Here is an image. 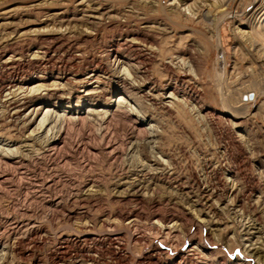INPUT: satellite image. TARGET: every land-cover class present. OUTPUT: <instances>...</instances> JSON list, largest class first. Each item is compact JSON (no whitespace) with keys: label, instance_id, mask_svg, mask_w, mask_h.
Segmentation results:
<instances>
[{"label":"rangeland","instance_id":"1","mask_svg":"<svg viewBox=\"0 0 264 264\" xmlns=\"http://www.w3.org/2000/svg\"><path fill=\"white\" fill-rule=\"evenodd\" d=\"M251 2L0 0V148L16 151L0 159V264H264ZM92 71L103 93L88 96ZM14 81L41 109L31 125L12 114ZM48 109L66 118L41 128Z\"/></svg>","mask_w":264,"mask_h":264},{"label":"bare ground","instance_id":"2","mask_svg":"<svg viewBox=\"0 0 264 264\" xmlns=\"http://www.w3.org/2000/svg\"><path fill=\"white\" fill-rule=\"evenodd\" d=\"M264 3V0H253V2H251L250 5H247L244 9H243V17L244 19H246V21H249L252 19V17L259 13L261 11V9H258V10H252V8L256 5H260V4H263ZM219 5V4H218ZM221 19V18H220ZM251 24V23H250ZM252 25V24H251ZM258 25V24H257ZM256 27V26H255ZM255 27H254V30H255ZM249 35V34H248ZM245 36V35H244ZM251 36V37H250ZM259 36H261V39H258ZM249 38H253L252 40H260L263 42L264 44V24H262L261 26L259 25L258 28L256 29V31H251V35L248 36ZM248 38V39H249ZM246 39V38H245ZM247 39V41H248ZM250 39V40H251ZM249 40V41H250ZM254 42V41H253ZM251 43V42H250ZM252 44V43H251ZM254 45V44H253ZM263 46V45H262ZM264 49V48H263ZM8 63V62H7ZM114 64L115 66L118 67V65H121L122 64V61L118 60V58L115 56V60H114ZM189 67V66H188ZM190 68V67H189ZM191 71V70H190ZM122 72V71H121ZM101 81H100V77L99 75L97 74L96 71H92V74L88 75L86 78H84L83 80V84H84V87H83V90H86V95L88 96H92V95H95V94H101L103 93V89L99 86H96L94 87L93 84H99L100 85ZM256 83V82H255ZM54 84V83H53ZM254 84V83H253ZM124 85V84H123ZM53 86V85H52ZM4 87V86H3ZM124 87V86H123ZM254 87V86H253ZM256 87H258V84L256 85ZM4 91L10 93V94H14L15 92L18 93L17 97H19V99H8V102H12V104H16V106L14 107L13 109V115L16 116L17 118H20L21 121H23L25 123V125H31L37 118L39 115H41V109L40 108H33L31 106V104H28V102H25V93L27 91H25L23 88L21 89L20 87V83L18 81H14V82H10L8 83V85H6L4 88ZM126 89V88H125ZM259 89H261L259 87ZM262 89L263 88V85H262ZM47 89H46V86L45 85H40V86H36L34 88H30V90L28 89L29 92H34L35 94L39 93V92H45ZM84 92V91H83ZM233 92V91H232ZM261 92V90H260ZM10 94H8L10 96ZM31 94V93H30ZM260 94V93H259ZM7 95V94H6ZM28 95V94H27ZM171 96H173V94H170L168 96V99H173ZM15 97V96H14ZM25 97V98H24ZM151 97V96H150ZM167 100V97L165 98ZM116 103V106H122L124 107V105H127L128 104V99L127 97L125 96H120L118 97V99L116 101H114ZM129 106V105H128ZM125 108V107H124ZM55 110V109H54ZM54 110L52 109H48L46 110V112H44V115L42 117V119L40 120L41 123H40V126L41 128L44 126L45 122L47 121L49 124L52 123V122H58L60 121V119H65L66 117L65 116H60L59 114H56L57 112H55ZM127 111L129 113H133L134 111L136 112L135 110V107L133 106H129V108H127ZM137 113V112H136ZM135 113V115H136ZM68 114L70 115L71 113L68 112ZM95 115V112H93L91 109L89 111H87V115L91 116V115ZM98 115H101L102 119H108L112 113L110 111H101V112H98L97 113ZM93 115V116H94ZM97 115V116H98ZM113 116V115H112ZM96 117V116H95ZM76 118V117H75ZM237 119H239V116L236 117ZM72 119V118H71ZM109 120V119H108ZM137 123V122H136ZM56 125V124H55ZM51 129V128H50ZM59 131V130H58ZM60 133V132H59ZM67 133V132H66ZM142 133V132H141ZM48 134V133H47ZM37 136V133H35V135L33 133H31L29 136H28V139L29 141H32V139ZM56 136V135H55ZM58 136V135H57ZM68 136V135H67ZM49 137V136H48ZM51 139V138H50ZM77 139V138H76ZM103 139V138H102ZM111 140V139H110ZM50 141V145L52 146H56V144H58L59 140L58 138H52ZM48 143V142H47ZM5 145L3 143L0 142V147L3 148ZM0 150H3V151H6L5 148L4 149H1ZM54 150V149H52ZM8 152V150H7ZM6 152V153H7ZM12 153V154H11ZM11 154V155H10ZM16 154V151L15 153H13L12 151L8 152L6 155L3 154V155H0V159L1 157H4V158H7L8 160H12L15 159L16 157H14ZM11 156V157H10ZM2 160V159H1ZM134 222L131 221L129 224L132 225ZM178 225V224H177ZM136 232V231H135ZM142 238V237H141ZM117 238H114L113 241H116ZM131 241H140V238L136 235H132L131 236ZM163 243V241H161ZM159 242V243H161ZM119 243V242H118ZM189 248V247H188ZM195 250H197L196 247H192V249H190L188 251L189 255L192 254L194 255L195 254ZM199 250V249H198ZM198 252V251H197ZM200 254V253H199ZM199 256V255H198ZM200 257V256H199ZM198 257V258H199ZM195 258V257H194ZM146 259V258H145ZM156 259H154L152 256H148V263L149 264H155ZM147 263V262H146Z\"/></svg>","mask_w":264,"mask_h":264}]
</instances>
